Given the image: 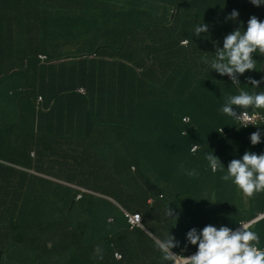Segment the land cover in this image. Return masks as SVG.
I'll return each mask as SVG.
<instances>
[{
  "label": "crops",
  "instance_id": "1",
  "mask_svg": "<svg viewBox=\"0 0 264 264\" xmlns=\"http://www.w3.org/2000/svg\"><path fill=\"white\" fill-rule=\"evenodd\" d=\"M140 1L131 0L133 3ZM52 2L55 3V0ZM76 2L82 5L88 4L86 0ZM94 2L102 6L104 4L109 5L113 12L103 14L101 10L92 9L90 5L67 12L48 8L45 12L47 14L44 15V10L41 8L43 12H28L32 15L31 22L26 20L29 18V14H25L26 19L21 18L12 24V14L19 10L12 9V6L8 5L12 3V0H0V92L1 90L4 91L15 108L20 107L22 109L23 113H19L16 108L18 114L22 115L26 134L25 138L0 137V250L5 254L4 260L40 258L41 260H60L64 261V264H70V259L73 258L70 251L73 250L74 252V242L71 243L68 237L65 243V240L61 239L60 236L63 233L62 227L67 226L75 238L77 227L75 228L74 201L73 204L62 205L65 206L63 209L68 212L62 216L58 213L60 204H54L52 201L45 205L43 202L29 204L27 198L29 193L35 194V196L38 193L43 194L45 184L48 181L56 185V189L51 191H60L62 185L60 180L69 178V176L66 177L61 174V161L56 148H69L72 145L89 146L90 141L86 138L88 133L92 132L93 123L91 117L92 104L88 98L93 100L105 99L104 88L109 86L111 88L110 101L116 103L119 99L120 91L117 90L119 86L113 84V82H117L113 76L108 81L99 79L89 89L76 87L83 80L86 84L89 82L81 66L97 67L93 64L100 60L121 62L125 60V62H130V65L138 67L137 73H143L145 69L139 67L140 62L148 61L158 68L162 64L164 51L167 56L173 52L181 56L187 48L185 45H181V41L189 39V45H193V36L191 35H194V30L186 32L183 28L175 26L179 18L181 20L185 17L196 18L195 12L190 9L182 16L180 14L172 16L174 11L171 8V3H174L175 0H152L154 9L166 4L170 15L165 16V11L152 14L146 10L147 15L142 16L141 19L145 20L148 25L150 20L156 18V26L161 31L136 34L140 30L137 29L131 35L132 42L130 44H128L129 41L123 43L122 38L119 37L120 34L125 33L124 22L127 17L118 11L119 0H95L92 3ZM244 2L249 8H252L253 5L250 0H244ZM199 8L202 9V1L199 3ZM258 11L264 16V4L258 7ZM229 13H225L226 16ZM100 17H104L105 24L99 26L114 28L116 33L113 35L109 31L101 32L100 46H97L94 40L89 37L88 27L100 24ZM14 18H18L17 14ZM130 19L131 26H142L138 18L132 19L130 16ZM203 23L209 24V22ZM203 23L194 20L191 28L195 29L196 26ZM210 24L213 25L214 22ZM210 31L215 32L214 28L211 27V30L209 29L206 34H209ZM123 46H131V50H128L126 55ZM138 46H154V48L145 47L138 50ZM147 49H149L148 55L145 52ZM151 53L155 54L153 57L158 60L157 63L150 61L149 54ZM39 56H46L47 61H41ZM87 58L90 60L83 62ZM158 70H149L151 71L150 75L153 76L152 71L158 72ZM137 84L140 88L141 82L130 83L128 81L130 87L136 88ZM82 88L87 91V94L80 92ZM112 88H115L114 92H112ZM21 91L32 93L36 97L43 96L44 100L41 103L32 101L25 96L18 95ZM20 124V122H15L12 125L0 124V134L11 128L18 129ZM28 131L31 132L30 138L27 137ZM86 143L88 146H85ZM50 148L53 149L50 150ZM33 152L36 156L32 155ZM207 163L209 164L208 161ZM209 168L208 165L206 169ZM72 169V167L69 168V170ZM186 170L189 169L186 168ZM84 171H86L85 180L89 179L87 173H90L92 168ZM123 173L124 166L122 165L116 168L114 175L105 174L103 179L105 182H116L121 180ZM154 174L157 173L154 172ZM222 176L220 169L215 173L213 171L208 173L207 170L205 172L199 171L195 177H189L185 174L180 184L164 186L161 191V194L165 195L164 199L170 197L171 200L176 201L169 193L184 192L183 199L178 203L180 214L177 215V219L167 216L166 223L161 222L163 218L151 219L147 213L145 216L146 228L135 230L133 234H138L129 241L130 249L127 251V256L131 263L170 264V262L162 260L161 263L158 262L162 253L154 245V236L166 238L171 234L180 242V246L173 248L172 251L179 255L190 256L198 246L189 244L185 249L186 240L181 243L178 238L184 230L188 232L190 229L196 228L199 231L209 224L217 228L223 225L235 229L242 222L257 221L264 214V201L255 203V198L263 195V192L253 196L251 201H248L247 196L241 195L238 203L229 196L220 198L217 194L218 199L217 196H213L215 193L206 198L202 196L201 200L204 202L202 204L186 200L192 191L200 194L205 189L204 183L209 185L211 180L214 185L215 178L220 179ZM71 178L65 185L72 188L73 185L81 186ZM123 181L124 179L119 183L109 184L107 187H113L114 193L118 197H122L118 192L124 187ZM109 193L110 191H94L93 195L106 198L121 206L117 200L109 196ZM152 196L156 197V195ZM149 200L148 203H151V198ZM156 203L157 201L154 206ZM218 204H221L220 207ZM48 208L55 211L51 214L50 222L47 223L50 224V226L47 225L49 226L48 234L41 235L35 223L30 225L31 232L28 234V224L25 221L29 217V212L38 211V214L42 210V212L47 211L44 213L45 216H49ZM166 208L165 206V221ZM136 210L138 211L139 208L137 207ZM230 216L236 218L229 221ZM23 228L26 231H22ZM69 231L68 233H70ZM124 237L118 236L117 240L122 241ZM43 239H48V244L40 247L41 245L38 243ZM103 242L101 240L98 245L100 246ZM122 249H124L123 245ZM147 253L150 254L146 256ZM46 264L50 263L47 261Z\"/></svg>",
  "mask_w": 264,
  "mask_h": 264
},
{
  "label": "trees",
  "instance_id": "2",
  "mask_svg": "<svg viewBox=\"0 0 264 264\" xmlns=\"http://www.w3.org/2000/svg\"><path fill=\"white\" fill-rule=\"evenodd\" d=\"M233 9L238 10L242 17H245L251 12V8L241 0L202 1V10L213 11L217 14L218 19H214L213 24L217 31L218 28H225L224 32H227L234 25H238V23L234 21L225 22V13ZM209 34H213V32L210 31ZM209 34L202 33L200 37L191 35L193 36V42L191 40L193 45H189L181 56L174 52L167 56L164 51L162 53V64L158 66V68L151 65L148 61L140 62L139 67L145 69L143 73H137L138 67L132 66L125 61L100 60L98 63L93 64L97 67L87 65L81 66L89 82L86 84L83 80L76 87H86V89H89L92 88L99 79L102 78L104 81H108L111 79V76H113L117 81L113 82V84L119 86L117 90L120 91L119 99L114 107L119 109V106H121V108H123L124 106L131 105L130 102L140 105L148 99L149 94H152L154 97L160 98L163 104L159 105L158 108L163 107L165 110L172 109L173 118L170 119V123L174 124V126L173 131L171 130L172 134L169 141L161 137L158 144L152 145L142 140L147 137H153L152 133L156 134L158 132V129L154 132L155 128H157L155 125L163 123L165 117L157 116L154 121L152 120L153 123L151 122L150 116L137 119L133 121L135 126H126L127 130L123 137L115 136L114 127L124 128V126L117 122L114 116H111L110 119H106L105 117L100 118L103 125L110 126V130H113L111 133L114 138H111L110 134L106 136L107 138L103 137L100 132L101 125L93 124L92 132L88 133L86 139L90 141L92 133H94L92 146L96 149L101 148V145L107 146V149L103 150V152L107 159H111L115 171L116 168L122 165L124 166L123 177L121 180L119 179L116 181L119 183L124 179V187L118 192L122 197H118V195L114 193L113 187H107L106 184L99 183L92 178L85 180V173L76 178H71V180H74L77 184L81 185V187L85 186L84 188L92 191H110L109 196L117 200L126 211L133 214L138 211H143L146 204L139 206V200L129 201L126 192L130 193L132 190H147L151 188L152 194L158 196L159 193H154L152 191L153 189H162L166 185L175 183L180 184L182 182L183 177L178 179L174 175V171L180 168L184 171H186V168L189 170L195 169L197 172H205L208 170L206 167H208L209 164L205 158L208 152H212L215 156H226L228 158L241 155L244 150L255 152L256 154L264 153V126L257 128L241 127L242 125L239 121L220 111L228 96L239 95L241 90L249 93L256 92L255 88L246 82L242 75H239V84L232 83L228 76L220 78L218 82L209 80L200 81V77L204 78L208 75L219 74L211 69L209 64L203 63L202 65V58H199L198 54L197 56L195 55V50L201 53L209 52V47L211 48V46L209 45L208 47L204 44L206 37L210 38L208 36ZM128 41V44L132 42V36ZM196 45L203 46L200 48L196 47ZM148 51L149 49L145 51L147 55ZM153 56H155V54L149 57L151 62L156 59ZM252 56L254 65L264 69V55H258L257 50V53H253ZM88 60L90 59L87 58L83 60V62ZM152 69L159 70L158 72L152 71L153 76H151V71L149 70ZM159 75H161V77H159ZM157 79L162 84V87L158 85ZM128 81L130 83L141 82L140 88L138 84L136 88L128 86ZM262 90L264 91V83ZM114 91L115 88H112V92ZM110 92L111 88L106 86L104 88V96L105 101L109 103L111 102ZM18 95L25 96L35 102L39 99V96L36 97L32 93H24L22 91ZM186 98L192 101L188 106L191 108H187L185 106L186 104H182L185 102ZM88 100L93 101L92 98H88ZM185 108L193 109V111H184ZM233 108L237 113L241 111L238 106H233ZM248 110L254 112L252 108ZM255 110L264 113V109ZM158 112L161 113V109ZM187 115L191 117L190 124L184 122V118ZM220 128L225 129V135L220 133ZM258 129L262 132V142L253 146L249 136ZM184 133L186 134L184 135ZM175 134L178 136L175 137ZM135 137H137L138 140H136ZM123 139H125V141ZM197 143H207V145L203 150L194 155L191 153V149ZM208 146H210L209 149ZM71 147L80 146L72 145ZM121 152H125V155ZM133 166L137 167V172L135 173L132 171ZM95 170L96 168H92L90 173ZM154 172L157 174H154ZM105 174L106 173L103 175ZM214 181L217 185L215 193L219 194L220 198H222L221 193H219L220 189L225 195L228 194L229 196L233 195L232 193L235 192V189L236 191L238 190L231 181L226 182L221 178ZM84 182L90 183L91 185L88 187ZM116 182L108 181L106 183L115 184ZM50 191V189H45L42 200L35 197V194H31L33 196L32 201L28 200V203L43 202L45 205L52 201L54 204H60V206H58L60 208L58 213L64 216L68 212L63 209L65 206L62 205L68 203L73 204L74 201L75 228L77 227L75 238L74 234L68 230L67 226L62 227L63 233L60 236L61 239L65 240V243L68 237L71 243L74 242V252L73 250L70 251L71 255H73V258L70 259V264H132L127 256V251L130 249L129 241L138 233L133 234V232L130 231L129 218L125 209L111 200L96 197L91 193L82 192L68 185L62 184L60 191ZM262 192L263 195L255 198V203L262 200L264 201V191ZM80 194H82L83 197L78 200L77 198ZM169 194L176 199V201L174 200L173 206H178L179 201L183 199L184 196L183 191H174ZM201 198L202 197H196L194 191H192L190 197H187L186 200L202 204L204 202ZM203 198H206V196ZM166 199L167 198H163V200ZM220 205L221 204H218L219 207ZM137 207L139 208L138 211L136 210ZM164 209L165 207L162 209L163 212ZM37 212H29L28 219L35 217ZM43 213H47V211ZM110 219H114V221L111 222ZM163 221L167 223V216L166 221L162 219V222ZM68 231L70 233H68ZM250 231L258 234L260 243L257 246L264 248V220L252 226ZM118 236L125 237L122 241H118ZM101 240L104 241L100 244V247L103 249V259H98L95 254V249ZM122 245L124 249H122ZM118 251L124 254L125 258L123 261L116 260L115 254ZM150 253H147L146 256ZM4 255V252L0 250V264L4 259ZM158 262H162L160 258Z\"/></svg>",
  "mask_w": 264,
  "mask_h": 264
},
{
  "label": "rangeland",
  "instance_id": "3",
  "mask_svg": "<svg viewBox=\"0 0 264 264\" xmlns=\"http://www.w3.org/2000/svg\"><path fill=\"white\" fill-rule=\"evenodd\" d=\"M52 1L53 0H43V1L12 0V3H10L8 5L12 6V9H17L19 11L13 12L11 23L13 24L16 20H19L21 18L26 19L24 16L25 14H29L28 12H31V11L40 12L41 8H43V10H44V12L43 11H41V12H43L45 15V14H47L45 12H47L46 10L48 8H54V9L56 8L57 11H66L67 12V11H73L75 9H78V8L84 6L81 3L76 2L78 0H55L56 1L55 3H53ZM81 1H83V0H81ZM86 1L88 2V4H86V5L90 6L93 4L92 2L95 0H86ZM201 1H203V0H198V2H195V0H175L174 3H171L172 4L171 8H173V11L176 12V14H174V12H172V16L173 15L176 16L178 14H180L182 16L183 14L187 13V11L190 9L193 10V12H195V16H196V18L194 17V19H192L191 17H185L183 20H181L179 18L175 27H181L186 32H190V31L194 30L191 28L193 26L191 24L195 20L197 22L201 21V23L209 22V24H208L209 29H211V27L214 28L215 32L213 34H209L208 36L210 38L206 37V39L204 40V44L206 46H208V47H209V45L211 46V48L209 47V52L201 53V52H197L195 50V55L197 56V54H198L199 58H202L201 59L202 65L204 63V60H203L204 57H207L209 60H211L214 57L216 44L220 45V47L223 46V38L225 35L231 33L232 31H234L238 27H239V31L241 33H243V31L246 30V28H247V22L251 16L255 15L256 17H258V19L260 21H264V16L261 14V12L258 11V7L252 6V8L250 10L251 12L249 14H247L245 17L240 16V13H239L238 19L236 21H234V22L238 23L237 26L234 25L227 32H224L225 28H218V31H217V29L214 27V25L210 24L211 22H214V19H218L217 14L214 13L213 11H205V10H202L201 8H199V3ZM241 1L244 2V0H241ZM94 3H96V2H94ZM96 4H98V3H96ZM98 5L101 7V11L103 14H109V13L113 12L112 8L107 4H104L103 6L100 4H98ZM146 10H149L152 14L163 13V11H165L164 12L165 16L170 15L169 14V8L166 4L159 7L158 9H154L152 6V0H141L139 3L138 2L133 3V2H131V0H119L118 11L127 16L125 18V22H124L125 23V33L119 35V37L122 38L123 43L128 41L129 38L131 37V34L134 33L135 31H137V29H140V30H138L136 34H140L141 32L146 33V32L156 31V30L161 31V29H158L156 26V23H157L156 18L150 20L148 22V25L145 23V20L141 19L142 16L147 15ZM16 14H17L18 18H14ZM31 16L32 15L29 14V18L26 20L31 22ZM130 16H132V19L134 17L138 18L141 21L142 26H140V25L131 26ZM99 23L100 24H95V25H91L88 27L89 28V37L94 40V43L97 46H100L99 43L101 42V37H100L101 32L109 31L113 35H115V33H116L114 31V28L113 29L112 28H104V27L99 26V25L105 24L104 17L99 18ZM202 46L203 45H196V47H200V48ZM145 47L154 48V46H143V47L138 46L137 49L142 50ZM123 49H124V54L126 55L128 50H131V46H123ZM151 55H152V53L149 54V57ZM123 61H125V60H123ZM157 62H158V60H153L152 63H157ZM128 63H130V62H128ZM253 63H254V60H253ZM241 75L244 77L246 82H248V77H251V78L256 79V80H261L262 78H264V69H261V68H258L255 66V70H248L244 74H241ZM159 77H161V75H159ZM222 77H226V75L225 76H221L220 74L208 75L207 77H204V78L200 77V81L201 80H209V81H213V82H218L220 80V78H222ZM157 83L160 87H162V84L160 83V81L158 79H157ZM263 83L264 82H262L259 87L255 88L256 93L263 91L262 90ZM89 102L92 104L91 117L93 120V124H96V125L100 124L101 125L100 132H101L103 137H106L107 135L110 134V137L114 138V136L111 133V132H113V130L115 131L116 137H123L124 133L127 130L126 126H132V127L135 126L133 121L140 119V118H146V117L150 116V119L152 122V120L154 121L155 118H157V116H159V117H165V120L163 121V123H161V124L158 123L155 125L157 128H155L154 132H156L157 129H158V132L156 134L152 133L153 137L152 136L147 137V138L143 139L142 141L148 142V143L154 145V144H158V141L161 139V137L165 138L167 141L170 140V137H171V134L173 131V126H174V124L170 123V119L173 118L172 109L165 110L163 107L158 108V106L161 105L162 102H161L160 98L154 97L152 94H149L148 99L140 105L132 104L130 102L131 105L124 106L123 108H121V106H119V109H117V107H114L115 103H111V102L109 103V102L105 101V99L93 100V101H89ZM191 103H192V101L189 98H186L185 102H183L182 104H184V105L186 104L185 106L187 108H191V107H188ZM16 108L19 111V113H23L22 109L20 107H16ZM16 108L11 103V101L7 98V96L4 94V91L1 90V92H0V124L12 125L15 122H20L21 124H20V127L18 129L11 128L7 132L1 133L0 137H2V138H21V137L25 138L26 137L25 129L23 127L22 115L18 114ZM160 109H161V113L158 112ZM184 111L192 112L193 109H186L185 108ZM25 115H28V113H25ZM111 116H114L115 120L117 122H119L120 124H122L124 126V128L114 127V129L111 131L110 126H105L102 124L100 118L105 117L106 119H110ZM177 136L178 135L175 134V137H177ZM27 137L28 138L31 137L30 131L27 132ZM93 137H94V133H92V136L90 138L89 146H88V143L85 144V146H88V147L56 148V152H57L58 157L61 161V174L63 176H66V177L69 176V178L61 179L60 180L61 184L65 185V184H67V182L70 180L71 177L80 176L81 174L85 173L86 171H83V170H90L91 168H96L95 171L91 172L90 174L87 173V175L99 183H104L106 185H109L108 183H106L104 181L103 174L106 173L108 175H114L115 174V168L113 167L111 159H107L104 152H103V150L107 149V146L101 145V148H99V149L94 148L92 146ZM135 138H136V140H138L137 137H135ZM123 140L125 141V139H123ZM209 148H210V146H208V149ZM52 149L53 148H50V150H52ZM121 153L123 155H125V152H121ZM243 154L244 153H241V155H235V156L229 157V158L226 156H217V157H219L221 163L225 167L223 169V171L220 170L222 175L227 174V166H228L229 162L233 159H240L243 156ZM190 155H192V154H190ZM71 167L73 169L69 170V168H71ZM207 172L210 173L211 169L209 168L207 170ZM185 173H186V171L182 170V168H180L177 171H174V175L178 179H180L181 177H184ZM215 180H217V179L215 178ZM112 182H115V181H112ZM209 182H210L209 185H206V183H205V187H204L205 189H204V191L200 192V194H197L194 191V194L196 197L200 198V197L205 196V195H206V197H210V196H212V194L215 193L217 185L215 183L213 185L211 183V180ZM55 183H57V182H55ZM84 184L88 185V187L91 185L90 183H85V182H84ZM45 189H50V190L56 189V185L53 184L51 181L46 182L45 188L43 190V194L38 193V195L35 197H38L39 200H42L43 195L45 193ZM237 189H238V187H237ZM152 191L155 193L154 190H152ZM219 193H221V196H224V197L229 196L228 194L225 195V193L221 189L219 190ZM259 193L260 192L254 193L253 196L258 195ZM124 194H123V196H124ZM151 194H152L151 188H149L147 190H142V189L141 190H139V189L138 190H132V192H130V193L126 192V196L129 197V201L139 200L140 206L146 204V207L144 208L145 211L148 210L147 200L151 196ZM232 194L233 195L229 196V197L235 199L234 202H236V203L239 202L238 199L241 197V195H244L243 192L239 189L237 191L235 189V192H233ZM213 196H217V193H215ZM32 197L33 196L31 195V193H29L27 200L32 201ZM252 197H248V201H251ZM218 199H219V197H218ZM156 200H157L156 205L154 207L150 206L149 210H148V213H149L148 216L151 219H159V218L164 219V212L162 211V209L165 206L166 207L169 206L170 208L174 209L175 212L177 213V215L180 214L179 205L173 206L174 201L171 200L170 197H168L166 200H160L158 198V196H156ZM47 210L50 212L49 216H45L41 210L35 217L29 218L25 221L28 224V234L31 232L30 225L32 223H35L37 225L38 231L41 235H47L48 234L50 224H47V223L50 222V220L52 218L51 214H53L55 211H54V209H49V208ZM235 218L236 217L230 216L229 221H232ZM161 222H162V220H161ZM47 225H49V226H47ZM22 231H26V230L23 228ZM186 233H187L186 230H184L183 232H181L179 234L178 238H179V240H181V243H183L182 241L186 240ZM38 244L41 245L40 247L46 246L48 244V239H43V241L39 242ZM3 261H4V263H3ZM3 261L1 262V264H46L47 261L50 264H64L60 260H41L40 258H34V259L27 258V259H22V260H18V259L4 260L3 259Z\"/></svg>",
  "mask_w": 264,
  "mask_h": 264
},
{
  "label": "clouds",
  "instance_id": "4",
  "mask_svg": "<svg viewBox=\"0 0 264 264\" xmlns=\"http://www.w3.org/2000/svg\"><path fill=\"white\" fill-rule=\"evenodd\" d=\"M253 6L259 7L264 4V0H250ZM82 7H87L84 5ZM92 9H99L101 7L93 3ZM80 9V8H78ZM239 17V12L233 9L226 17L225 22L236 21ZM209 32V25L207 23L200 24L194 29V36L200 37L202 33ZM188 40V41H187ZM189 39L181 41L182 46H189ZM188 44V45H187ZM258 55H264V21H260L255 15L251 16L247 22L246 30L241 33L239 27L231 33L227 34L223 38V46L220 47L218 44L215 46V55L209 60L204 57V63L209 64L211 69L219 73L221 76H228L232 83L239 84V75L244 74L248 70H255L253 63V53ZM41 61H47L46 56H39ZM264 82V78L256 80L248 77V83L252 87L257 88ZM80 92L87 94L85 89H80ZM42 98V101L40 100ZM44 97L39 96L37 102H43ZM233 106H238L241 111L237 113ZM252 108L254 112L248 109ZM255 109H264V91L246 92L241 90L239 95L228 96L225 104L221 107L220 111L223 114L237 120L244 128H257L264 126V113ZM259 117L260 122L258 124L252 123V117ZM187 115L184 118L186 124ZM240 128V127H239ZM238 128V130H239ZM220 133L225 135L226 131L224 128H220ZM186 133H184L185 135ZM262 132L258 129L257 131L250 134L249 139L253 146L260 144ZM206 144L197 143L192 149L191 153L196 155L199 151L206 147ZM197 148V149H196ZM243 156L240 159H233L227 166V174L223 175L221 179L223 181H231L238 187L239 190L247 197H252L254 193L264 191V153L256 154L255 152L243 151ZM36 156L35 152L32 153ZM205 158L209 162V166L214 173L220 169L223 171L225 168L221 163L219 157L215 156L212 152H208ZM134 167V168H133ZM133 173L137 172V167L133 166ZM189 177H195L198 172L195 169L186 170L185 173ZM73 188L78 189L85 193L93 194L94 191L86 189L81 186H74ZM158 192V198L163 200L164 194H161L162 189H153ZM152 195V194H151ZM82 194L78 196V200L82 199ZM151 198V203H148ZM147 200L148 210L149 207H154L156 197L150 196ZM121 207V206H120ZM122 208V207H121ZM125 209V208H123ZM148 210L138 211L136 213L125 212L129 218V229L134 232L137 229H145V216ZM136 214H142L143 222L141 226H134L130 221L131 216ZM166 216L177 219V213L174 209L167 206ZM264 214L260 216L257 221L242 222L237 228L230 229L227 226H220L219 228L209 224L206 225L202 230L196 228L190 229L186 233L185 249L188 245L198 246L196 250L190 256H184L176 254L172 251L173 248L179 247L180 242L175 239L171 234L166 238L153 237L155 247L162 253L161 260L170 262V264H264V248L257 246L260 243L259 236L257 233L250 231V228L258 222L264 220ZM136 219L140 221V217ZM111 222L114 219H110ZM255 242V243H253ZM95 254L98 259H103V249L98 245L95 249ZM120 254L123 258L120 257ZM115 258L118 261H123L125 256L121 252H116ZM121 258V259H119Z\"/></svg>",
  "mask_w": 264,
  "mask_h": 264
},
{
  "label": "built area",
  "instance_id": "5",
  "mask_svg": "<svg viewBox=\"0 0 264 264\" xmlns=\"http://www.w3.org/2000/svg\"><path fill=\"white\" fill-rule=\"evenodd\" d=\"M188 41V40H187ZM40 100L42 101V98H40ZM250 116V115H249ZM250 117H252V116H250ZM190 118H187V121L186 122H190ZM251 122L252 123H255V124H258L259 122H260V118L259 117H252V120H251ZM197 149V148H196ZM137 216H139L140 217V221H138L137 219H136V217ZM143 216H142V214H136V215H133V216H131V218H130V221L132 222V224L134 225V226H141L142 225V222H143ZM120 257L121 258H123V256L120 254ZM121 258H119V259H121Z\"/></svg>",
  "mask_w": 264,
  "mask_h": 264
}]
</instances>
